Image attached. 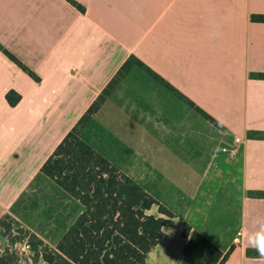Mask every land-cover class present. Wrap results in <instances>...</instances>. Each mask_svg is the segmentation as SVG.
<instances>
[{
  "label": "crops",
  "instance_id": "1",
  "mask_svg": "<svg viewBox=\"0 0 264 264\" xmlns=\"http://www.w3.org/2000/svg\"><path fill=\"white\" fill-rule=\"evenodd\" d=\"M0 0V219L134 55L81 137L175 217L146 264H182L188 223L224 264H264L248 236L264 224V0ZM21 95L16 106L7 91ZM45 178V177H43ZM149 214L163 216L158 206ZM241 232L238 242L234 239Z\"/></svg>",
  "mask_w": 264,
  "mask_h": 264
},
{
  "label": "trees",
  "instance_id": "2",
  "mask_svg": "<svg viewBox=\"0 0 264 264\" xmlns=\"http://www.w3.org/2000/svg\"><path fill=\"white\" fill-rule=\"evenodd\" d=\"M67 1L84 10L75 0ZM251 20L264 23V14H252ZM0 50L35 81H40L39 76L1 45ZM134 66L152 74L213 125L220 126L205 111L131 55L39 170L40 176L51 180L80 204V212L62 228L54 247L21 227L11 215L5 214L0 219V234L10 245L6 244L0 252V264H20L21 255L14 247L17 242L24 240H27L31 253L30 264H146L147 253L162 237L163 227L169 225L175 215L81 137L83 129ZM253 76L264 78V73ZM5 98L10 106H16L21 95L9 90ZM249 194L264 196L261 191H251ZM153 206H158V212L163 216L149 214ZM14 231L19 235L13 236ZM182 236L187 239L183 247L182 264H224L233 249L231 247L227 252H222L188 223L182 226ZM247 253L260 257L256 249L248 250ZM23 260L29 264L28 258Z\"/></svg>",
  "mask_w": 264,
  "mask_h": 264
},
{
  "label": "rangeland",
  "instance_id": "3",
  "mask_svg": "<svg viewBox=\"0 0 264 264\" xmlns=\"http://www.w3.org/2000/svg\"><path fill=\"white\" fill-rule=\"evenodd\" d=\"M131 72V77H138L139 73L144 72V70L134 66L128 74ZM80 210V204L70 198L51 180L37 177L21 194L7 214L11 215L21 227L37 234L46 244L54 247L62 228L67 226ZM13 225L15 228L16 225ZM16 235L19 234L14 231L13 236L16 237ZM6 244H9V241L0 234V252ZM27 244V240H24L17 242L14 247L21 255L22 262L20 264H26L23 260L26 258H28L29 264L31 262V253Z\"/></svg>",
  "mask_w": 264,
  "mask_h": 264
},
{
  "label": "clouds",
  "instance_id": "4",
  "mask_svg": "<svg viewBox=\"0 0 264 264\" xmlns=\"http://www.w3.org/2000/svg\"><path fill=\"white\" fill-rule=\"evenodd\" d=\"M248 243L251 244L258 252L261 258H264V224H261L259 230L248 236Z\"/></svg>",
  "mask_w": 264,
  "mask_h": 264
},
{
  "label": "built area",
  "instance_id": "5",
  "mask_svg": "<svg viewBox=\"0 0 264 264\" xmlns=\"http://www.w3.org/2000/svg\"><path fill=\"white\" fill-rule=\"evenodd\" d=\"M240 235H241V232H238L237 235H236V237H235V239H234L235 242H238Z\"/></svg>",
  "mask_w": 264,
  "mask_h": 264
}]
</instances>
